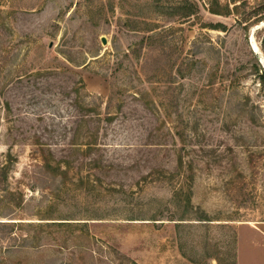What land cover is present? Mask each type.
I'll use <instances>...</instances> for the list:
<instances>
[{
    "label": "rangeland",
    "instance_id": "1",
    "mask_svg": "<svg viewBox=\"0 0 264 264\" xmlns=\"http://www.w3.org/2000/svg\"><path fill=\"white\" fill-rule=\"evenodd\" d=\"M185 1L0 0V264H264V0Z\"/></svg>",
    "mask_w": 264,
    "mask_h": 264
},
{
    "label": "trees",
    "instance_id": "2",
    "mask_svg": "<svg viewBox=\"0 0 264 264\" xmlns=\"http://www.w3.org/2000/svg\"><path fill=\"white\" fill-rule=\"evenodd\" d=\"M264 9V8H262ZM212 13L214 14H218V15H222L221 12L219 10H212ZM162 14L168 17H178L179 19H189L192 18L195 14H196V9L195 6L188 0H186L183 3H180L178 5H173V6H169L168 8L165 9V11H162ZM261 15L259 17V19L257 20V22H264V14H259ZM215 27V26H212ZM212 29H216V28H212ZM148 40H150V42H152L154 40L153 36H149ZM257 72L259 73V81L261 83V86L264 88V72L260 69H257ZM31 76H33L34 78L40 79L42 77H48V76H52L53 72H35V73H31ZM80 88H78L76 90L77 93H79ZM94 110H92L91 108H88L86 110V114H84V122L87 123H91L94 122V115H93ZM115 116H108L107 117V121H109L110 123L113 121ZM93 133V132H91ZM96 134H93V136H95ZM78 135V139H79ZM39 141L37 142V144H39ZM73 141H77L76 139V135L74 136ZM97 145L96 140H94L93 142H87V143H72L70 144L69 149H63L65 151L68 152V154H63L62 157H59L57 155V153L52 150L51 148H47L44 145L41 146V148L39 149V154L40 157L42 158V160L44 161V167L46 168V170L56 176H66V170L63 168V166L65 165H72V158L75 155H78V153H83L87 156H92L94 154L95 151V146ZM83 146H87V148L83 149ZM16 162V159L14 158V156L12 155L11 152L8 153L7 158H6V162L2 165L1 169H0V182L5 184L6 181H8V175L10 173V169L13 165V163ZM96 163V159H93L92 163ZM179 168L182 170H184L185 168H187V170L190 172L189 176H188V180H192L194 179L193 173H194V166L193 164L190 165H186L185 166V162H184V157L181 155L179 158V164H178ZM191 200L190 197L187 198V201L189 202ZM184 220V219H181ZM202 221H210L208 219V217L206 216H200V219ZM16 223H24V222H13V224ZM32 224V223H30Z\"/></svg>",
    "mask_w": 264,
    "mask_h": 264
},
{
    "label": "crops",
    "instance_id": "3",
    "mask_svg": "<svg viewBox=\"0 0 264 264\" xmlns=\"http://www.w3.org/2000/svg\"><path fill=\"white\" fill-rule=\"evenodd\" d=\"M253 227V230L255 231L256 233V238L257 240H259L258 244H253L251 242H247L249 244V249H252L254 248L253 251H255L258 247L260 248H263L264 249V222L258 224L257 226H252Z\"/></svg>",
    "mask_w": 264,
    "mask_h": 264
},
{
    "label": "water",
    "instance_id": "4",
    "mask_svg": "<svg viewBox=\"0 0 264 264\" xmlns=\"http://www.w3.org/2000/svg\"><path fill=\"white\" fill-rule=\"evenodd\" d=\"M106 41H107L106 38H103V42L106 43Z\"/></svg>",
    "mask_w": 264,
    "mask_h": 264
}]
</instances>
